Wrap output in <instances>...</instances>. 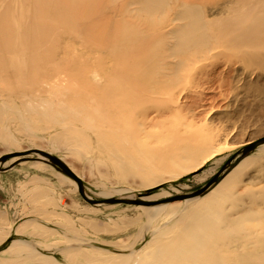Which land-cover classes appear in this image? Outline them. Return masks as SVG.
<instances>
[{
    "label": "rangeland",
    "instance_id": "rangeland-1",
    "mask_svg": "<svg viewBox=\"0 0 264 264\" xmlns=\"http://www.w3.org/2000/svg\"><path fill=\"white\" fill-rule=\"evenodd\" d=\"M252 1L248 12H233L223 4L226 11L207 16L227 19L212 28L216 34L229 29L220 38L218 70L209 75V83L188 86L173 114L146 135L134 125V111L119 103L120 90L127 88L128 76L159 70L160 65L141 57V65L131 68L134 57L125 56L123 42L92 33H112L121 18L106 15L87 29L65 21L67 25L53 22L21 31L13 27L11 1L0 0V166L5 169L0 171V264H139L159 255V239L216 209L214 215L242 216L240 220L264 233V144L225 174L248 142L264 136V1ZM34 14L36 20L45 17L40 11ZM246 26L251 32L241 39L254 46L232 51V38ZM65 31L79 37L73 33L64 38ZM209 63L199 77L212 72ZM180 73H185L183 67ZM45 153L71 167L92 199L151 204H92ZM7 155L11 157L2 164ZM220 173L223 178L213 192L170 200L205 187ZM30 175L45 177L47 187L29 186L24 178ZM230 181L234 186L227 198ZM16 240L25 249L13 251Z\"/></svg>",
    "mask_w": 264,
    "mask_h": 264
},
{
    "label": "bare ground",
    "instance_id": "bare-ground-1",
    "mask_svg": "<svg viewBox=\"0 0 264 264\" xmlns=\"http://www.w3.org/2000/svg\"><path fill=\"white\" fill-rule=\"evenodd\" d=\"M10 1L13 4L12 7L15 8L13 27L21 31H26L27 28H32L36 25H48L52 24L53 22L61 23L65 21L71 27L73 26L75 28L80 27L87 29V27L97 24L99 19L104 18L106 15H109V17L121 18V20L115 24V28L112 27V33L105 32L103 35H99L96 32L92 33L95 35H93L94 37L108 38L113 41L119 40L123 42L124 45H126L125 56L134 57L133 64L130 65L131 68L138 66L141 63V57L149 58L150 60L154 59V63L160 65L161 68L159 70L139 74L134 73L133 75L128 76L126 81H124L127 83L128 90L127 88L125 89V87H122L120 90L121 96L119 97V103L122 104V107L126 106L134 111L136 119V124L134 125L138 127L140 132H144L146 135L151 133L150 129L155 127L161 119H163L165 116L169 117L173 114L174 107L176 106L175 102L179 103L180 99L186 94L184 93V95L181 97L183 91L187 89L188 86L195 87V85H205L209 79V75L218 70L219 64L217 65L216 59L222 55V44L220 38H222V36L225 37V34L229 32V29L223 27L221 35L214 33L212 28L215 24H219V22H227V19L225 20L223 18H217L212 20L207 19V16L219 13L221 10L226 11L224 7L220 6L223 4L226 5L228 10H232L233 12L239 10H242V12H248V10L252 9L251 7L254 6L252 0ZM39 11L40 13L45 14V17H42V20L40 17L39 20H36V18H33L32 16V14ZM159 15L160 17H158ZM234 17H236V15ZM236 18H239V16ZM236 21L238 23V20ZM237 28L235 29L237 30ZM82 30H80V32ZM237 32H241L242 34L237 36L235 35L234 37L232 36V39L236 43V45H234L235 48L233 46L229 47L232 51H235V49L241 50V48L244 46H254L252 41L248 43L247 41L243 42V39H241V37L250 34L251 28L249 26L239 28ZM73 33L75 34V37H79L78 34H76V31H65L62 34L64 38H70L71 34L73 35ZM83 35L87 36V34L84 32ZM59 37H62V35ZM89 39L87 40L90 41ZM170 39H176V43L170 44ZM227 48L228 47H226V49ZM146 53H149V55H146ZM212 59L215 61H210ZM261 59H264V55L261 56ZM208 62H210L209 64L213 65L212 72L207 73L203 78L199 77V75L204 73L203 69L206 67ZM226 64L230 66L233 64V61L228 59L226 60ZM83 67L85 68L84 65ZM182 67L184 68V74L180 73V69ZM107 74L105 75L107 76ZM186 75H188V77ZM209 81H211V78ZM57 90H59V88ZM109 92H111V90H109ZM185 98H189V96H186ZM187 104L188 102L185 101V105ZM75 105L76 104H74V106ZM67 106L68 104L66 107ZM67 111H70L71 113V110ZM87 118L89 119L90 117ZM87 118L85 121H88ZM97 119L100 120L99 117ZM63 122L65 123L66 121ZM173 134H175V132ZM249 143L250 142H248L246 145ZM226 173L228 172H225V174ZM74 181L75 180H73V182ZM219 182L213 185V187H211L207 192L214 190ZM233 186L234 184L232 181L227 184V198H229V192ZM214 203L216 204V202ZM218 205L219 204H216L215 208L218 207ZM216 210L211 214L208 212L210 215L207 213V215L203 217L201 214V217L198 218L199 220L195 219L196 222L194 221L195 223L192 224L193 226L189 225L190 227L174 233V235L171 237L168 236L169 238L165 239V237H162V239H159V242L157 241V243H155L160 250L159 255L151 259L145 258L139 264H264V233L256 232V230H254L255 225H251L249 222L242 219L240 220L242 216L238 217L239 220H237L236 216L233 217L234 219H232L231 217L225 215L223 216L222 214L221 217V215H219L220 213H218V215H214L216 214L215 212H217ZM203 212L205 211H202V213ZM251 213H253V211ZM262 226L264 227V222L262 223ZM245 229H250L251 231L245 232L243 231ZM222 245H225V247L227 245L230 248H220ZM23 249H25V244H23L22 241L16 240L13 242V251L18 252L22 251ZM31 253H33V251ZM122 259L125 262L127 261L125 256H123Z\"/></svg>",
    "mask_w": 264,
    "mask_h": 264
},
{
    "label": "water",
    "instance_id": "water-1",
    "mask_svg": "<svg viewBox=\"0 0 264 264\" xmlns=\"http://www.w3.org/2000/svg\"><path fill=\"white\" fill-rule=\"evenodd\" d=\"M264 144V136L257 139V140H253L251 141L248 145H246L241 153L242 156L241 158L233 165H231L228 169L227 172L231 171L243 158H245L247 155H249L251 152H253L257 147H259L260 145ZM44 156L48 159V161L59 167L63 172H65L69 177H71L73 180H75L78 184V188H79V192L80 194L84 197L85 200H87L88 202L92 203V204H97V203H135V204H142V205H150L151 202L149 201H144V200H128V199H123V198H108L106 200H95L90 198L86 191H85V184L83 182V180L81 179V177L71 168L69 167L65 162H63L60 158L53 156L49 153H45ZM11 156H4L1 160L2 164H4L6 162V160L8 158H10ZM15 164H13L12 166H14ZM5 169L0 168V171H3ZM222 174H218L215 178H213L205 187L193 192V193H188V194H181V195H177V196H173L170 200L171 201H179V200H186V199H191V198H195L197 196L203 195L204 193H206L211 187H213V185L217 184L219 181H221V179L223 178V176H221Z\"/></svg>",
    "mask_w": 264,
    "mask_h": 264
},
{
    "label": "crops",
    "instance_id": "crops-1",
    "mask_svg": "<svg viewBox=\"0 0 264 264\" xmlns=\"http://www.w3.org/2000/svg\"><path fill=\"white\" fill-rule=\"evenodd\" d=\"M24 182L25 183L28 182L30 184L29 186H31L32 182H34L35 186H37L40 190H43L47 187L46 186L47 180L45 179V177H42L39 175H34V176L30 175V177L24 178ZM40 198H42V197L40 196ZM11 233H12V231L5 232V233H3V236H9V235H11Z\"/></svg>",
    "mask_w": 264,
    "mask_h": 264
}]
</instances>
